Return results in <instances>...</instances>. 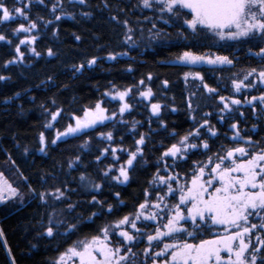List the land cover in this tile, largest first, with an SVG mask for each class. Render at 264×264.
<instances>
[{"label": "trees", "instance_id": "trees-1", "mask_svg": "<svg viewBox=\"0 0 264 264\" xmlns=\"http://www.w3.org/2000/svg\"><path fill=\"white\" fill-rule=\"evenodd\" d=\"M4 2L10 11L14 7L23 6L21 0ZM24 2L26 3V0ZM109 2L112 5L110 9L104 8L103 0H88V5H80L75 0L72 3L65 0V12L73 13L74 18L64 16L60 21L45 26L38 17L54 20V14L50 11L52 0H45L47 7L33 0L28 15L30 20H36L39 25L38 31L32 34L38 36L34 47L40 52V56H35L29 51V46L23 45L21 51L24 52V62L7 67H4L5 62L15 56V45L27 35H14L13 30L20 24L27 26L29 21L16 17L0 24V33L12 40L11 45L0 41V75L10 77L8 80H0V172L24 194L22 203L18 199L0 203V227L4 230V236L0 237V264H12V256H15L16 264H53L59 254L74 241L97 235L100 227L107 222L133 212L135 206L143 202L144 189L148 187V181L157 170L161 152L178 138L173 137L171 133L174 131L184 135L190 129L198 127V123L191 119L192 115H195L196 121L199 122L204 118V113H211L207 118L217 130V136L209 138V134L201 129L202 139L207 140L211 151L205 153L202 149H197L190 152L188 160L177 165L176 170L182 176L191 175L193 161L205 160L222 145L235 146L230 140L233 135L230 127L232 123L239 124L243 136H250L253 141H258L264 147V109L259 103L255 112L250 105L242 103L238 111L233 108L230 114L224 113L223 121L219 118L223 106L219 96L244 101L246 97L264 94V85L257 84L255 88L242 90L240 93H236L231 85L234 74L242 78L245 70L264 67V61L253 54L259 51V47L264 46V41L258 37L246 41H217L210 33L193 34L182 21L170 19L166 14L162 20L160 14L153 9L136 7L138 0ZM119 8L127 12V15L125 12H119L120 18H127L131 26L137 29L134 33V45L132 42H124L125 28L110 19V16L117 14ZM81 12H89L91 15L82 16ZM56 14H60L59 11ZM146 18H151L152 22ZM164 20H169V23H164ZM153 22L156 29H152ZM150 29L152 31H149ZM156 30L160 32L159 37L153 35ZM76 35L81 39L76 40ZM49 48L56 55L49 57ZM184 51L227 55L235 62L232 66L188 65L177 60ZM109 53L127 55H118L116 60H110L107 58ZM94 56L99 58L97 63L87 67V60ZM80 63H85L86 67L80 72L74 71L72 66ZM187 72H200L204 83L216 88L218 95H209L199 80L189 78L185 82L184 74ZM149 74L152 75L151 81L146 79ZM49 77L52 79L49 80ZM141 79H144L155 93L151 102H160L165 106L160 117L152 116L149 102L142 101L137 89L133 87L132 98L128 100L133 108L123 117L127 123L120 122L118 116L116 122L106 121L96 129L88 130L87 135L69 136L58 141L56 145L49 147L46 154L37 150L38 134L41 131L48 139L55 136L54 129L44 128L49 117L45 108L41 107L42 104L53 111L57 106L64 109V113L54 125V128L63 130L70 122L69 114H81L84 106L101 98V94L113 85L123 89L125 86L136 85ZM164 80L169 82L167 87L162 83ZM193 93L195 111L190 112L186 101ZM52 100H55L56 104H53ZM109 100L110 98L105 99L109 112L118 110L120 102ZM172 108L176 111H172ZM160 120H163L167 128L161 127ZM132 121L140 122L135 130L132 128ZM108 131L113 133L111 142L99 137L100 132ZM139 134L148 136L144 147V160L138 158L134 170L130 171L129 182L118 184L110 178H105L102 171L112 166L113 173L110 175H115V169L124 163L127 154L118 152L120 159L115 161L109 153L97 162L96 157L101 154V150L109 143L113 147L135 150V140L139 139ZM89 138L91 143L86 148L82 147ZM25 148L28 149L27 153ZM77 155L80 156V161L76 167L69 169V161L74 160ZM12 161H15V164ZM81 174H87L95 182L101 183V191L92 192L82 187L78 179ZM53 175L55 180L52 179ZM63 181H68L70 188L77 189L70 194L71 201L80 203L75 212L64 211L60 218L76 222V217L80 216L79 228L76 232L58 236L55 240L40 237L37 234L42 230L41 221L47 223V215L52 208L34 199L29 193V185L37 190H44L52 188L54 184L60 185ZM116 192L120 193L119 199L124 203L118 202ZM93 195L104 201L105 205L112 204L113 213L105 212L89 219L92 212H99L96 206L88 203ZM57 208L66 209V205L58 204ZM145 224L147 230L151 231L152 225L149 222ZM217 231L222 230H212ZM202 238L211 239L213 236L205 232ZM112 239L113 242L117 241L115 235ZM33 244L37 247L33 248ZM146 245V240H143L133 249L138 253V261L144 259L140 251ZM9 248L11 254L8 252ZM148 264H151V260Z\"/></svg>", "mask_w": 264, "mask_h": 264}, {"label": "snow or ice", "instance_id": "snow-or-ice-1", "mask_svg": "<svg viewBox=\"0 0 264 264\" xmlns=\"http://www.w3.org/2000/svg\"><path fill=\"white\" fill-rule=\"evenodd\" d=\"M36 2L47 7L45 0H36ZM68 2L72 3L73 0ZM75 2L88 5V0H75ZM21 3L22 7H14L10 11L4 0H0V24L12 21L16 17H23L24 20L29 21L27 26L20 24L13 30L14 35L19 33L27 35L15 45V56L7 60L4 67L24 62V52L21 51L23 45L29 46V51L35 56H40V52L34 47L38 36L32 34L38 31L39 25L36 20H30L28 15L33 0H26V3L21 0ZM103 6L109 9L112 7L109 0H103ZM136 7L153 9L160 14L162 20L166 14L170 19L182 21L193 34L210 33L217 41H246L256 37L264 41V0H138ZM50 11L54 14V20L38 17L45 26L60 21L64 16L74 18L73 13L65 12V0H52ZM58 11L60 14H56ZM119 12H125L127 15L125 9L119 8L117 14L110 16V19L125 28L124 42H132L134 45V33L137 29L131 26L127 18L121 19ZM189 14L190 18H188ZM81 15L87 17L91 13L81 12ZM146 19L152 22L151 18ZM164 23H169V20H164ZM152 29H156L154 22ZM153 35L159 37V30L154 31ZM75 39L80 40L81 37L76 35ZM0 41L12 44V40L3 33H0ZM253 54L264 61V46L259 47V51ZM47 55L51 57L56 53L49 48ZM118 55H127V53H109L107 58L116 60ZM98 59L95 56L88 59L87 67L95 65ZM177 60L188 65L216 66H232L235 62L227 55L196 54L192 51H184ZM72 67L74 71L80 72L86 65L80 63ZM189 78L199 80L209 95H218L216 88L204 83V77L200 72L185 73V82ZM8 79L10 77L0 75V80ZM51 79L49 77V80ZM146 79L151 81L152 75L149 74ZM162 83L167 87L169 82L164 80ZM257 84L264 85V67H252L245 70L242 78L234 74L231 79L232 88L236 93L255 88ZM133 87L137 89L142 101L149 102L152 116L160 117L165 106L160 102H151L155 93L144 79L139 80L134 86H125L123 89L113 85L111 89L101 94V98L84 106L81 114H69L70 122L63 130L54 128V125L64 113V109L57 106L53 111L42 104L41 107L45 108L49 117L44 128L54 129L55 136L48 139L41 131L38 134L37 150L46 154L49 147L56 145L58 141L69 136L87 135L88 130L96 129L106 121L116 122L118 116L120 122L127 123L123 117L133 108L128 102L129 98H132ZM193 95L195 93L186 101L190 112L195 111ZM107 98H110L109 102L111 100L120 102L118 110L109 112V108L105 106ZM219 101L223 105L220 109L221 121L224 120V113L230 114L233 108L238 111L242 103L250 105L253 112L256 111L257 103L264 109V94L246 97L244 101L221 95ZM52 103L56 104V101L52 100ZM171 110L176 111L175 108ZM240 115L243 116V113L240 112ZM209 116L211 113H204L202 121L197 122L196 116L192 115L191 119L198 123V127L190 129L184 135L174 131L171 133L173 137L178 138L175 143L161 152L157 161V170L148 181V187L144 189L143 202L135 206L133 212L107 222L100 227L97 235L74 241L59 254L53 264H148L149 260L151 264H264V147L258 141H253L250 136H243L239 124L232 123L230 127L233 135L230 140L235 146L222 145L205 160L193 161L190 176L188 174L182 176L176 170L180 162L188 160L190 152L197 149H202L205 153L211 151L209 143L202 139L201 134V129H204L209 134V138L217 136V130L207 118ZM131 123L135 130L140 122ZM159 123L161 127L167 128L163 120ZM253 127L255 128V125ZM99 137L108 142L113 141L111 131L100 132ZM120 139L122 142L123 137ZM147 140L146 134H139V139L135 140V150L113 147L111 143L104 147L101 154L96 157L97 162L109 153L115 161H119L118 152L126 153L127 159L115 169V175H110L113 173V167L108 166L102 171L103 176L118 184H127L131 179L130 171L134 170L138 158L144 160ZM90 143L91 138L86 140L82 147L86 148ZM24 151L27 153L28 149L25 148ZM79 161L80 156L77 155L74 160L69 161L68 168L73 169ZM12 163L15 164V161ZM52 179L55 180L54 175ZM78 179L82 187L92 192H100L103 187L87 174H81ZM75 191L77 189L68 186V181H63L60 185L54 184L52 188L44 190H37L29 185L31 196L52 208L47 215V223L41 221L42 230L38 232V236L55 240L58 236H66L78 230L80 216L76 217V222L60 218L64 215V211L72 213L78 207L79 201H71L70 194ZM115 196L119 203H124L119 199V192H116ZM23 197L24 194L19 187L13 186L4 173L0 172V203H7L13 199H18L22 203ZM88 203L99 209V212H92L89 219L101 213H113V205H105V202L97 199L95 195ZM58 204L66 205V209L57 208ZM145 222L152 225L151 231L147 230ZM213 229L222 231L212 232ZM205 232L212 234L213 238H202ZM113 235L117 237L116 242H113ZM3 236L4 230L0 227V237ZM143 240L147 242L146 247L140 251L144 259L138 261L136 259L138 253L133 249ZM32 247L35 248L37 245L33 244ZM8 252L11 254L10 248ZM12 264H16L15 256H12Z\"/></svg>", "mask_w": 264, "mask_h": 264}, {"label": "rangeland", "instance_id": "rangeland-1", "mask_svg": "<svg viewBox=\"0 0 264 264\" xmlns=\"http://www.w3.org/2000/svg\"><path fill=\"white\" fill-rule=\"evenodd\" d=\"M202 65V64H201ZM192 79V78H191ZM5 176V175H4ZM6 177V176H5ZM7 178V177H6ZM7 180L10 182V183H12L8 178H7ZM13 184V183H12ZM13 186H15L14 184H13ZM58 258V257H57Z\"/></svg>", "mask_w": 264, "mask_h": 264}]
</instances>
